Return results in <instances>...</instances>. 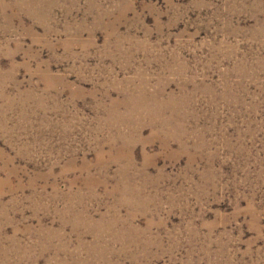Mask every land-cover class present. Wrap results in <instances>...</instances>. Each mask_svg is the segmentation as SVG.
Returning a JSON list of instances; mask_svg holds the SVG:
<instances>
[{"label": "rangeland", "instance_id": "obj_1", "mask_svg": "<svg viewBox=\"0 0 264 264\" xmlns=\"http://www.w3.org/2000/svg\"><path fill=\"white\" fill-rule=\"evenodd\" d=\"M0 264H264V0H0Z\"/></svg>", "mask_w": 264, "mask_h": 264}]
</instances>
